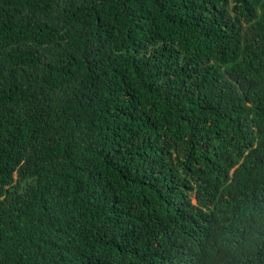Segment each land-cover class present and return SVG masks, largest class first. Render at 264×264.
Listing matches in <instances>:
<instances>
[{"label": "trees", "instance_id": "1", "mask_svg": "<svg viewBox=\"0 0 264 264\" xmlns=\"http://www.w3.org/2000/svg\"><path fill=\"white\" fill-rule=\"evenodd\" d=\"M0 264H264V0H0Z\"/></svg>", "mask_w": 264, "mask_h": 264}]
</instances>
